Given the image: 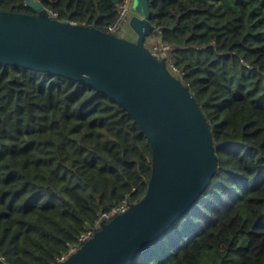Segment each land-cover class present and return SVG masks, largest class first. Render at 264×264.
Wrapping results in <instances>:
<instances>
[{"label":"trees","instance_id":"obj_1","mask_svg":"<svg viewBox=\"0 0 264 264\" xmlns=\"http://www.w3.org/2000/svg\"><path fill=\"white\" fill-rule=\"evenodd\" d=\"M39 1L102 30L122 2ZM148 3V37L170 45L174 75L226 143L200 199L132 264H264V0ZM0 10L36 14L25 0ZM151 170L146 134L111 97L0 63V264H54L103 211L138 201Z\"/></svg>","mask_w":264,"mask_h":264},{"label":"water","instance_id":"obj_2","mask_svg":"<svg viewBox=\"0 0 264 264\" xmlns=\"http://www.w3.org/2000/svg\"><path fill=\"white\" fill-rule=\"evenodd\" d=\"M25 5L36 14L0 10V63L64 76L106 94L134 118L152 148L144 195L102 222L59 264H132L200 199L226 142H214L192 93L146 45L148 0H133V38L56 19L39 0Z\"/></svg>","mask_w":264,"mask_h":264},{"label":"built area","instance_id":"obj_3","mask_svg":"<svg viewBox=\"0 0 264 264\" xmlns=\"http://www.w3.org/2000/svg\"><path fill=\"white\" fill-rule=\"evenodd\" d=\"M133 0H122L121 3H119L116 12L117 16L113 23L106 26L105 31L110 32L112 34H118L120 32L122 25L125 21L128 20L130 17V14L133 12ZM159 33L161 30H158ZM154 39L156 40L155 43L151 44V47H149L150 51L153 55H155L158 59L165 58L166 60V66L170 70V72L174 74L179 73V69L175 65L174 60L169 55L170 45L163 42L162 37L154 36ZM136 201H129L127 199H124L114 206L111 207L108 211H103L98 219L96 220L95 224L86 229L83 233H81L77 239L76 244L70 245L69 250L65 253H62L60 257L57 258L56 262L54 264H59L63 260H65L72 252H74L79 246H81L85 241L92 238L96 231H98L101 227L102 222H106L110 220L114 215L119 214L125 210L128 209L131 203Z\"/></svg>","mask_w":264,"mask_h":264},{"label":"rangeland","instance_id":"obj_4","mask_svg":"<svg viewBox=\"0 0 264 264\" xmlns=\"http://www.w3.org/2000/svg\"><path fill=\"white\" fill-rule=\"evenodd\" d=\"M132 14H133V12H132ZM132 14H130V17H131ZM130 17H129V18H130ZM129 18H128L127 21H125V22L123 23L120 32H118V35H120V36H122V37H126V38H128V34H127L128 30H129V32H132V29H130L131 27H130V25H129ZM133 36H134V35H133ZM151 38H153V37H151ZM151 38H150V37H147V39H146V45H148V47H151V44H153V43L156 42V40H155L154 38H153V39H151Z\"/></svg>","mask_w":264,"mask_h":264},{"label":"crops","instance_id":"obj_5","mask_svg":"<svg viewBox=\"0 0 264 264\" xmlns=\"http://www.w3.org/2000/svg\"><path fill=\"white\" fill-rule=\"evenodd\" d=\"M130 29H131V28H130ZM127 34H128V38H133V37H134L133 35H135L134 32H133V30H132V32H129V30H128ZM151 37L154 38V36H151ZM151 37H150V38H151ZM153 38H151V39H153Z\"/></svg>","mask_w":264,"mask_h":264}]
</instances>
